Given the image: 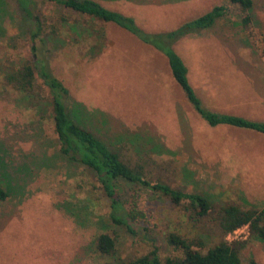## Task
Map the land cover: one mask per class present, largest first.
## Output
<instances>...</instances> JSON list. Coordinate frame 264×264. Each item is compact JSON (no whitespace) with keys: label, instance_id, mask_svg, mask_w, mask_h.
Segmentation results:
<instances>
[{"label":"rangeland","instance_id":"374dc122","mask_svg":"<svg viewBox=\"0 0 264 264\" xmlns=\"http://www.w3.org/2000/svg\"><path fill=\"white\" fill-rule=\"evenodd\" d=\"M97 1L131 15L149 32L170 30L214 5H227L231 12L211 29L180 38L174 48L207 108L264 120V0H253V22L245 29L238 24L237 7L228 0ZM29 7L44 16L50 12V4L43 0H30ZM79 19L101 29L104 36H90L81 44H50L47 55L74 107L79 104L106 114L101 121L92 115L88 127L124 157L143 164L154 179L187 192L203 191L220 204L264 207V133L212 126L188 102L161 51L115 24ZM32 27L18 0H0V179L12 190L7 200H0V264H103L134 258L153 246L162 258L180 256L165 238L174 229L201 237L205 247L219 241L213 219L192 225L168 198L140 187L121 192L128 201L137 192L143 194L142 200L146 196L141 207L145 219L135 226V233L106 218L105 228L82 224L64 210L65 202L88 197L92 177L55 153L50 107L39 119L36 105L22 101L4 85V74L31 58ZM36 92L43 96L41 89ZM155 142L172 153L154 150ZM108 203L102 198L94 205L93 220L106 217ZM102 231L115 238L114 255L95 251L96 236ZM225 239L246 241L242 264H251L252 259L264 264V240L250 238L247 227Z\"/></svg>","mask_w":264,"mask_h":264},{"label":"trees","instance_id":"16d2710c","mask_svg":"<svg viewBox=\"0 0 264 264\" xmlns=\"http://www.w3.org/2000/svg\"><path fill=\"white\" fill-rule=\"evenodd\" d=\"M18 1L24 15L33 24L30 30L31 58L7 71L4 74V85L21 95L22 101L36 105L34 109L39 119L44 118L45 108L50 107L58 144L55 153L66 163L81 167L92 177L88 197L83 199L78 197L77 201L72 203L65 202L64 210L82 224L88 222L105 228L107 222L124 226L128 231L135 233V226L145 219V212L141 207H144L146 196L144 195L142 200L143 194L137 192L133 195L134 199L128 201L121 194L126 187L135 186L168 198L174 206L184 211L183 214L192 225L202 218L209 217L216 222L219 230L220 240L209 247H205L201 237H189L187 231L176 229L169 231L165 235L166 241L182 253L180 256L162 258L158 247L153 246L149 252L134 258L110 260L103 264H242L241 248L246 241L229 242L225 236L247 226L250 238L263 241L264 207L247 208L235 202L220 204L211 200L203 191L187 192L164 180L150 177L143 164L133 161L128 156L124 157L120 151L113 149L88 127L91 124L89 121L92 122V115L100 116L101 121L106 120V114L98 109L89 110L79 104L74 107L67 85L53 72L47 55L50 44L55 47L81 44L90 36L95 38L104 36L101 29L94 30L91 24L86 25L79 18L88 17L115 24L145 44L155 47L167 57L173 79L184 92L188 102L209 124L212 126L224 124L264 133V120L254 121L237 114L207 108L189 82L184 59L174 48L180 38L205 28L211 29L219 19L231 12L229 7L223 4L214 5L170 30L149 32L141 28L131 15L109 9L97 0H43L50 4V12L46 16L34 13L29 7L30 0ZM228 1L238 9V24L241 28L250 26L253 22V0ZM37 89L43 91L41 98L36 92ZM86 118L89 120L86 121ZM152 145L154 150L161 148L159 150L172 153L158 142ZM11 192L9 184L0 179V200H7ZM102 198L109 202L107 215L106 217L98 215L97 219L93 220L92 209ZM94 246L95 251L104 256H111L116 252V240L107 231H102L96 236ZM251 264L259 263L252 259Z\"/></svg>","mask_w":264,"mask_h":264},{"label":"built area","instance_id":"2783aa9c","mask_svg":"<svg viewBox=\"0 0 264 264\" xmlns=\"http://www.w3.org/2000/svg\"><path fill=\"white\" fill-rule=\"evenodd\" d=\"M244 227H247V226H244ZM242 228V227H241ZM240 229V228H239ZM238 230V229H237ZM237 230H235L234 232H232V233H235ZM232 233H229V234H232Z\"/></svg>","mask_w":264,"mask_h":264}]
</instances>
